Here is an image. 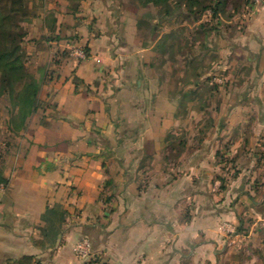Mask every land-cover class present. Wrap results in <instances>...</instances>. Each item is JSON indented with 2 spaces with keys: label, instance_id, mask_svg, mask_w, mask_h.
<instances>
[{
  "label": "crops",
  "instance_id": "1",
  "mask_svg": "<svg viewBox=\"0 0 264 264\" xmlns=\"http://www.w3.org/2000/svg\"><path fill=\"white\" fill-rule=\"evenodd\" d=\"M36 1L24 39L38 106L0 160V264H163L169 218L200 195L199 160L174 170L165 161L168 127L145 120L136 54L121 41L114 0ZM248 29L243 48L264 57V1ZM74 45L89 57L73 60ZM146 155L155 172L137 175ZM83 238L108 259L76 256Z\"/></svg>",
  "mask_w": 264,
  "mask_h": 264
},
{
  "label": "rangeland",
  "instance_id": "2",
  "mask_svg": "<svg viewBox=\"0 0 264 264\" xmlns=\"http://www.w3.org/2000/svg\"><path fill=\"white\" fill-rule=\"evenodd\" d=\"M263 1L114 0L126 31L121 41L136 54L145 120L168 127L165 161L173 170L182 160L200 164V195L181 200V212L169 218L163 264H264V57L243 48L251 47L249 23ZM8 5L0 0V18ZM23 5L25 31L23 18L40 3ZM12 30L10 20L0 19V50L19 42L23 66L35 78L27 41ZM8 75L0 92V160L22 125L15 109L24 85ZM121 115L120 133L127 124ZM150 163L144 156L137 175L154 173ZM86 258L108 259L92 250Z\"/></svg>",
  "mask_w": 264,
  "mask_h": 264
},
{
  "label": "trees",
  "instance_id": "3",
  "mask_svg": "<svg viewBox=\"0 0 264 264\" xmlns=\"http://www.w3.org/2000/svg\"><path fill=\"white\" fill-rule=\"evenodd\" d=\"M25 0H9L10 5L7 6V12L2 15L1 20L9 21L10 25L13 27V32H15L16 36L20 35V32L25 36L26 32L22 28L20 13L24 11L25 7L23 2ZM20 5V9L15 5ZM30 17V16H29ZM29 17H24V20H27ZM20 20V24H19ZM8 30V29H7ZM20 31V32H19ZM23 36V37H24ZM12 39L8 43H6L3 48L0 50V68L3 69L4 73L1 76L0 82V92L5 88V79H9V75H13L16 73V76H20V81L24 85V90L20 93V100H22V106H19L15 109V113L22 117V125L17 126L19 130L25 127L27 118L32 114V112L38 106V91L40 88V82L35 78H31L30 73L27 71V68L23 66V52L19 42ZM29 78V80H28ZM31 78V79H30ZM13 81L9 80L7 83L12 85ZM3 88V89H2ZM16 128V130H18ZM18 130V131H19Z\"/></svg>",
  "mask_w": 264,
  "mask_h": 264
},
{
  "label": "built area",
  "instance_id": "4",
  "mask_svg": "<svg viewBox=\"0 0 264 264\" xmlns=\"http://www.w3.org/2000/svg\"><path fill=\"white\" fill-rule=\"evenodd\" d=\"M261 0H255V2H260ZM70 57L76 62L86 60L89 57V51L85 45H74L68 50ZM92 246L88 238H83L77 241L73 247V251L76 256L80 258L88 257L91 253Z\"/></svg>",
  "mask_w": 264,
  "mask_h": 264
}]
</instances>
